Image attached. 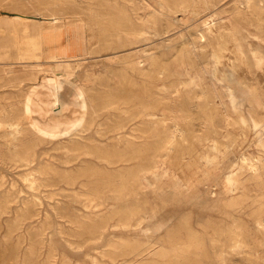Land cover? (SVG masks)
Masks as SVG:
<instances>
[{
    "label": "rangeland",
    "instance_id": "374dc122",
    "mask_svg": "<svg viewBox=\"0 0 264 264\" xmlns=\"http://www.w3.org/2000/svg\"><path fill=\"white\" fill-rule=\"evenodd\" d=\"M231 3L233 0H224L218 7L229 8ZM198 4L197 18L188 21V24L190 22L195 25L203 19H207L209 24L219 21L213 16L215 7ZM202 12L203 14H201ZM2 15H5V12L0 10V16ZM92 34L91 30H87V47H96L97 45L92 39ZM177 36L178 33L175 32L167 38L173 39ZM222 40L225 41L226 47L234 52L230 55L226 52V56L234 58V55H237L235 59L236 65H238L237 73L244 75L246 80L251 82L250 85L264 98V56L258 62L249 48L254 47L262 50L263 53L264 49H261L256 42L251 45L243 41L245 52L241 53L235 48L234 39L230 34H225ZM161 41L159 40L158 44ZM2 42L0 37V110L7 111L9 109L11 112H15L17 107L20 108L24 104V109L33 125L39 132L49 137L51 143L49 141V143L37 144L34 148L33 160L29 164H14L12 161L8 162L9 159L5 156V153L14 149L13 141H10L4 129L0 128V264H154L153 261L158 260L154 252L159 247L155 241L158 238L166 237L176 221L183 218L188 227L190 224L194 226H190L193 238L196 235L194 239H204L203 255L209 262L213 261L212 264H264V245L259 244L264 241V229L262 233L260 225L255 222L256 218L264 217V193L259 189L261 185H264V168L260 170L257 178L246 170L242 174V181H246L247 187L244 194L240 190H236L228 195V197L236 196L240 198V201H244L242 203L244 209L237 215L239 221L236 225L243 221L246 224V226L244 223L241 225L245 235L238 236L245 243L243 247L245 250L242 249L244 251L241 250L233 255L226 253L224 262L217 259L220 249L228 247L227 245L231 242L230 236L234 237V232L237 231L235 229L233 232V227L235 228L236 225L231 226L233 220L227 215L230 208L219 202L223 195V178L228 174L230 168H235L237 163L243 162L240 160L242 157L252 156L253 159L261 155L264 157V153L258 149L259 147L253 140L256 137L255 134L253 132L246 134L247 136L241 134L239 124L233 122L236 115L231 110L223 108L218 102L215 106L207 104L209 107H206L201 97L191 96L198 92L197 89L191 90L189 93L185 90L181 93L169 92L163 89L159 83L155 86L153 94L157 99L159 97L158 101L160 103L162 101L163 106H169L170 113L163 115L159 110H155L156 113H159L157 115L160 118H167L162 119L161 127L168 128L167 133L158 137L156 143L158 152L155 148L153 151L152 147H149L151 138L145 137V139H135L136 143L142 141L144 148L134 156L119 154L109 150V144L113 142L111 134H106L104 130L110 126L113 118L112 110L114 112L115 109L109 107L111 110L106 111L99 108L103 105V97L106 100L108 97V102H113L128 97L132 90H137L138 93L147 96L148 93L143 86L145 82H140L143 80L141 76L132 74L130 70L125 71L123 60L105 54L106 51L100 53L102 56H87L85 59L61 55L56 57L58 59L43 57L35 61L23 62L33 59L24 57L22 52L13 48H9L10 50L6 54L2 48ZM168 42L169 40L165 41V43ZM154 51L160 52V49ZM210 51L211 47L208 46L205 51L198 52L196 61H205L209 65L211 62ZM160 55L161 53H157L156 57L163 60ZM53 64L58 65L59 69L54 70ZM141 64L144 65V69H147L151 62L143 58ZM145 80L150 81L151 78L145 77ZM53 84L57 87L58 102L53 106L52 111L45 112L38 107L45 103V94L41 92L45 91L46 85ZM137 85L139 86L136 87ZM181 95L185 97L187 104L183 106V111H180L178 105ZM93 96L95 97L94 108L98 111L95 112L91 128L80 132V126L88 118L86 105L89 98L93 99ZM167 99L168 101H166ZM216 101L218 100L216 99ZM127 104L121 103L120 106ZM97 105L100 106L97 108ZM263 107H258L254 111L256 112L255 116L259 119L262 116L264 119ZM218 109L220 110L217 111ZM100 110L102 114H100ZM209 110L214 113L213 126L217 129V133L214 135L208 134L211 129L207 118ZM177 113H187L191 117L184 120L179 119L180 121L175 123L176 120L171 118V115H178ZM227 113L229 117H225ZM158 116L145 118V120L158 124ZM84 117L87 118L84 119ZM136 120L138 119L131 121V126L137 125ZM175 126L181 128L173 135L170 130ZM50 128L54 129L53 133L48 132ZM96 130L99 131L95 132ZM197 137H216L220 144H228L233 137L236 138V142H232L230 148H227L223 159L221 154H218L220 160L225 161L224 166L218 163L219 167L212 168L210 162L205 164V160L202 158L205 156L212 158L214 151L208 149L210 146L198 145ZM77 143L99 146L100 149L105 150L104 153H109V164L101 156L85 155L81 153V149H74L73 144ZM146 145L147 147H145ZM153 158L155 161L151 163ZM81 163L83 165H80ZM37 164H40L37 166V169L40 170L34 171ZM131 167L132 169H130ZM134 170L138 174L141 172L140 176ZM65 174L67 177H64V181ZM147 174L148 176H146ZM33 175L39 178L38 185H31L24 179ZM124 177H126V182H123ZM59 179H62L61 182L58 181ZM70 179H72L71 182ZM147 180L149 183L146 182ZM257 180L260 182H256ZM247 181L250 183L248 184ZM144 183H147L148 186L147 184L145 186ZM12 190L15 194L11 193ZM193 193L196 194L197 199L185 201ZM178 197L184 201L181 208L177 210L174 203ZM198 199L202 202L206 201L207 206H212L211 210L210 207H206L201 211L200 205L196 203ZM250 200H254L258 204ZM199 218L206 222V226L202 227L196 224ZM161 223H165V226L157 231L156 229ZM165 227L169 228L167 232L164 231ZM228 227L230 229L227 231L225 228ZM177 230L180 234L183 233L181 228L178 227ZM230 231L234 235H231ZM210 237L218 239L213 241V246L207 244ZM147 239L152 241L151 246L143 250ZM134 249L142 250V254L134 256Z\"/></svg>",
    "mask_w": 264,
    "mask_h": 264
},
{
    "label": "bare ground",
    "instance_id": "6f19581e",
    "mask_svg": "<svg viewBox=\"0 0 264 264\" xmlns=\"http://www.w3.org/2000/svg\"><path fill=\"white\" fill-rule=\"evenodd\" d=\"M222 1L224 0H0V10L5 12V15L0 16V37L3 41L2 48H4V52L6 54L9 52V48H13L14 50L17 49L22 52L24 57L33 59L25 60L23 62L35 61L36 59L43 57L47 59H58L56 57L61 55L85 59L87 56H102L100 53L106 51L105 54L115 56L123 60L122 62H124L123 64L126 67L125 71L130 70L132 74L141 76L143 80L140 82H145L143 86L145 87V91L148 93L147 96L138 93L137 90H132L128 97L113 102H108L109 99L107 96V100L103 97L104 95L102 96L103 98L100 96L104 100H102L103 105H99V109L106 111L110 109L109 107H114L115 109L114 112L112 110L113 118L111 119L112 122L110 126L104 129L106 134H111V140L113 142L109 144V150L116 151L119 154H131V156H134L135 153L140 152L142 148H144L142 141L136 143L135 139H145V137H148L149 139L151 138V146L149 145V147H152V149L157 148L156 143L158 137L167 133L168 128L161 127L160 122L163 118H160L157 115L159 113H156L155 110H159V112L163 115H165V113H170L168 108L169 106H163L164 104L162 101L161 103L158 101L159 97L157 99L153 94L155 86L160 83L162 88L169 92L174 91L181 93L185 90L189 93L191 90L197 89L198 92L191 94V96L197 98L201 97L206 107H209V104L215 106V104L218 102V104L223 106V108L231 110L236 115L233 118V122L235 124H239L241 134L246 135L253 132V134L256 136L253 140L259 147L258 149L262 150L264 153V119H262L263 116L261 119L256 117V112H254L256 111V108L264 106V98L261 97V93L259 91L250 85L251 82L247 81L244 75H239L237 73L238 65H236L235 62L237 55H234V58L226 56V52L229 53L228 55H230V53L233 54L234 52L226 47L224 44L225 41L222 40L225 34H230L234 39L235 48L241 53L245 52L243 49V41L251 45L253 42H256V44L261 49H264V0H233V3H231L232 5L229 8H220L218 6L221 5ZM198 3H201L203 6L215 7V10L213 9V16L219 21L209 24L207 19H203L200 22H198L197 19V24L192 25L190 22L188 24L187 22L194 20L198 14ZM201 14H203V12ZM179 15H181V17H179ZM213 27H215V31ZM251 27L253 28L251 29ZM87 30L92 31V39L95 40V43L97 44L96 47H87ZM175 32L178 33L177 37L173 39L167 38L172 36V34ZM159 40H162L160 44H158ZM166 40H169V42L165 43ZM208 46L211 47V53L209 54L211 62L209 65H207L205 61H196L198 52L205 51ZM157 49H160V52L154 51ZM249 51L254 53L255 56L253 55V57H255L258 62L263 59L264 53L262 50L251 47L249 48ZM157 53H161L160 56L163 57V60L156 57ZM246 55L248 54L246 53L245 56ZM249 56L252 57L251 54H249ZM143 58L151 62L149 68L147 67V69H144V65L141 64ZM59 63L61 62L59 61ZM62 65L65 66V64ZM58 67V65L53 64V68H55L54 70H57ZM145 77L151 78V80L146 81ZM256 81L257 80H255V83H257ZM121 86L119 85V87ZM138 86L139 85L136 87ZM98 91L100 90L98 89ZM41 93L45 94V103L39 105V109L45 112L52 111L53 106L58 102L57 87L54 84L46 85L45 91H42ZM94 98L95 97L93 96V99L89 98L88 100L86 105L88 118L84 117V119H87H83L85 122L80 126V132L91 128L93 119L95 118V112L98 111L96 108H94ZM216 99L218 101H216ZM166 101H168V99ZM178 101L180 111H183V106L187 105L185 102V97H180ZM121 103L130 104L120 106ZM99 106L97 105V108ZM101 110L100 114H102ZM219 110L220 109L217 111ZM228 113L225 115V117H229ZM189 115L190 114L187 113H181L175 116L172 114L171 118H174L176 123L179 119L184 120L188 117H191ZM155 116L159 117V125L154 124L153 122H147L145 120V118H154ZM207 118L209 119V124L211 126L208 134L214 135L217 133V129L213 126L214 113L210 112L209 110ZM135 119H138L136 120L137 125L131 126V121ZM164 119L167 118L164 117ZM53 127L56 126L53 125ZM0 128L4 129V132L10 138V141H13L14 149L5 153V156L7 159H9L8 162L12 161L14 164H29V162L33 160L35 146L37 144L49 143L50 141L49 137L39 132V130L33 125L26 110L24 109V104L20 108L17 107L15 112H11L9 109L7 111L0 110ZM180 128V126H175V128L172 129L171 127L172 130H169L170 133L173 134L176 133V131H178ZM53 130V128H50V131L48 132L53 133ZM97 131L99 130H96L95 132ZM172 139L174 138L172 137ZM91 141L92 140L90 139V142ZM232 142H236V138L233 137L228 144H220L216 137H197L198 145L210 146L208 149H212L214 151V156H212V158H209L208 156H205L204 158L200 156V158L205 160V164H207L206 162H210V166L212 168L219 167L218 163H221V166H224L225 161L222 159L225 156L227 148L232 144ZM73 146L74 149H81L82 154L93 157L101 156L109 164V153H104L105 150L100 149L99 146L95 144L83 145L80 143L73 144ZM170 146L173 147L171 144ZM145 147H147V145ZM161 147L162 145L160 148ZM164 147L166 148V146ZM155 149H153V151H155ZM156 151L158 152L157 149ZM219 153L221 154V160L220 156L218 155ZM240 160L243 162L236 164V170L234 167L232 169L230 168V170H228V174L223 178V195L219 199V202L224 204V206L226 205L225 207L230 208V211H228L227 215L233 220L231 226H235L237 221H239L237 219V215L242 209H244V205H242L244 201H240V198H237L236 196L228 197V195L236 190H240L242 193L246 191V181H242V174L246 170L250 171V173H252L254 176H256L255 178H257L260 170H263L264 168V157H262V155L257 156L254 159L252 156L242 157ZM154 161L155 160L153 158L151 163ZM39 165L40 164L36 165L34 171L40 170L37 169V166ZM80 165L83 164L81 163ZM130 169H132V167ZM68 171L71 172L70 170ZM149 171L151 172V170ZM135 172L137 173V171ZM38 173L40 174V172ZM66 174L68 175L70 173ZM66 174L64 176L62 175L63 180L65 176L67 177ZM139 174L137 173V175ZM148 174L146 176H148ZM24 179L31 185H38L37 181L39 178L36 175L31 177L27 176ZM60 180L62 179H59L58 181ZM71 180L72 179H70V182ZM259 180L256 182H260ZM76 181L78 182V180ZM126 181V177H124L123 182ZM248 181L247 183L249 184L250 182ZM146 182L149 183L148 180ZM147 183H144V185ZM259 189L264 193V185H261ZM12 192L13 190L11 193ZM177 193H179L178 190ZM13 194L15 193L13 192ZM196 199L197 196L193 193L187 197L185 201H194ZM244 200L246 201V199ZM183 201L184 200L181 197L177 198L176 203H174L177 210L178 208H181ZM205 202L206 201L202 202L200 199H198L196 203L200 205L199 207L201 208V211L206 207H210L211 210L212 206H207ZM251 202L256 201L253 200ZM256 204H258V202H256ZM183 220L185 219H178L176 224L173 226V229L168 232L166 237L158 238L155 241L159 247L157 250L155 249L156 252H154V255L158 257V260H160L153 261L154 264H212L213 261L209 262L203 255L205 249L204 239H194L196 232L194 231L195 233H193V235L195 236L193 238L191 233L192 230H190L191 224L188 227L186 225V220V223ZM255 222L256 224L260 225V229L263 233L264 217L256 218ZM242 223H244V221L238 223L235 228L233 227V232L235 229H237V231L234 232L235 235L230 231L231 235H234V237L230 236L229 238V240H231L230 244L227 245L228 247L226 249L221 248L220 252L217 254V259H219L221 262L226 260V253L233 255L239 253L242 249L245 250V248H243L245 243L242 242L240 238H238V236H242L243 234L242 230L244 229L241 227ZM196 224L203 227L206 222L200 220L199 218L197 219ZM164 226L165 223H161L156 230L158 231L161 228H164ZM176 227L181 228L183 233L180 234ZM247 227L249 229V226ZM257 227L259 229V226ZM168 229L166 228L164 231L167 232ZM225 229L228 231L230 228L228 227ZM217 240V238L215 239L210 237L207 241L206 238V241L208 242L207 244L212 246L213 241ZM151 242V240L147 239L144 246L145 248L142 249H148L151 246ZM259 244L264 245V241H261V243L259 242ZM139 249H134V256L142 254V250Z\"/></svg>",
    "mask_w": 264,
    "mask_h": 264
}]
</instances>
